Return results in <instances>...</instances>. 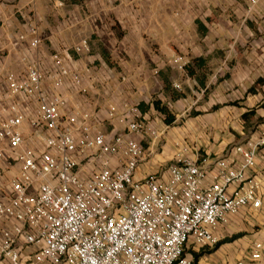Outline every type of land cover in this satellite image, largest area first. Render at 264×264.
I'll list each match as a JSON object with an SVG mask.
<instances>
[{"label":"crops","instance_id":"crops-1","mask_svg":"<svg viewBox=\"0 0 264 264\" xmlns=\"http://www.w3.org/2000/svg\"><path fill=\"white\" fill-rule=\"evenodd\" d=\"M251 1L0 0V90L5 75L22 71L25 61L49 75L51 55L88 40L90 54L72 53L67 63L82 74L86 92L71 84L56 90L48 82L67 101L65 115L78 109L93 114V124L111 140L125 133L138 109L162 135L154 143L134 137L143 147L135 180L153 173L168 179L181 155L208 169L209 181L217 160L238 163L231 150L264 133V0ZM30 25L38 29V49L30 47ZM175 57L187 63L185 72L174 69ZM156 101L173 116L171 124ZM31 132L25 126V134ZM253 174L263 180L261 207L243 209L220 225L216 246L187 253L193 264H264V149ZM258 243L262 258L253 261Z\"/></svg>","mask_w":264,"mask_h":264},{"label":"built area","instance_id":"built-area-1","mask_svg":"<svg viewBox=\"0 0 264 264\" xmlns=\"http://www.w3.org/2000/svg\"><path fill=\"white\" fill-rule=\"evenodd\" d=\"M27 35L38 49L36 25ZM64 52L51 55L49 75L25 61L22 71L5 75L0 90V262L193 264L187 250L216 246L220 225L243 209L261 207L263 180L253 171L264 133L231 150L238 163L217 160L209 181L208 169L181 155L168 179L153 173L137 181L143 147L134 137L154 143L162 134L138 109L125 133L111 140L93 124V114L78 109L66 116L67 101L48 82L56 90L71 84L86 92L82 74L67 63L72 53L90 54L91 47L83 40ZM171 64L186 71L182 57ZM25 126L32 130L28 136ZM9 170L15 173L7 178ZM27 248L34 250L25 253ZM262 251L256 244L251 259L259 261Z\"/></svg>","mask_w":264,"mask_h":264},{"label":"trees","instance_id":"trees-1","mask_svg":"<svg viewBox=\"0 0 264 264\" xmlns=\"http://www.w3.org/2000/svg\"><path fill=\"white\" fill-rule=\"evenodd\" d=\"M154 104H155L156 110H158L159 112H161L165 116L166 123L171 124L174 121V118L171 115V113L169 112V110L165 106H162L157 101Z\"/></svg>","mask_w":264,"mask_h":264},{"label":"rangeland","instance_id":"rangeland-1","mask_svg":"<svg viewBox=\"0 0 264 264\" xmlns=\"http://www.w3.org/2000/svg\"><path fill=\"white\" fill-rule=\"evenodd\" d=\"M187 253H189V254L192 253V250H187Z\"/></svg>","mask_w":264,"mask_h":264}]
</instances>
